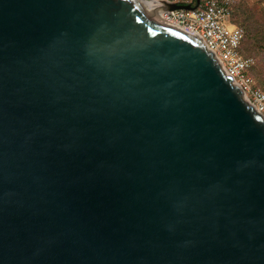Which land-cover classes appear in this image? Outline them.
Masks as SVG:
<instances>
[{"label": "water", "instance_id": "95a60500", "mask_svg": "<svg viewBox=\"0 0 264 264\" xmlns=\"http://www.w3.org/2000/svg\"><path fill=\"white\" fill-rule=\"evenodd\" d=\"M0 264H264V119L201 39L0 0Z\"/></svg>", "mask_w": 264, "mask_h": 264}, {"label": "built area", "instance_id": "2783aa9c", "mask_svg": "<svg viewBox=\"0 0 264 264\" xmlns=\"http://www.w3.org/2000/svg\"><path fill=\"white\" fill-rule=\"evenodd\" d=\"M162 3L190 4L178 0H159ZM238 0H205L193 10L179 9L162 12L164 20L201 39L243 91L244 98L264 119V91L255 86L250 74L254 59L242 53L245 38L243 27L232 21V12Z\"/></svg>", "mask_w": 264, "mask_h": 264}, {"label": "trees", "instance_id": "16d2710c", "mask_svg": "<svg viewBox=\"0 0 264 264\" xmlns=\"http://www.w3.org/2000/svg\"><path fill=\"white\" fill-rule=\"evenodd\" d=\"M201 1L203 2L205 0ZM241 1L242 0H238L233 9L232 21L245 30L242 53L245 56H250L245 54V51H254L256 53L264 52V0H258L257 3L254 4L243 3ZM188 3L195 5L196 0ZM253 73L254 66L250 71L252 77ZM260 82L264 85V79L260 80ZM255 86L259 87L257 84H255Z\"/></svg>", "mask_w": 264, "mask_h": 264}, {"label": "rangeland", "instance_id": "374dc122", "mask_svg": "<svg viewBox=\"0 0 264 264\" xmlns=\"http://www.w3.org/2000/svg\"><path fill=\"white\" fill-rule=\"evenodd\" d=\"M178 1L184 3V2H192L195 0H178ZM257 1L258 0H242L241 2L254 4L257 3ZM245 54L250 55V57L254 59L255 61L254 73H253L254 81L255 84H257V86H259V88L264 91V85H262L260 82V80L264 79V52L262 51L260 53H256L254 51H245Z\"/></svg>", "mask_w": 264, "mask_h": 264}, {"label": "bare ground", "instance_id": "6f19581e", "mask_svg": "<svg viewBox=\"0 0 264 264\" xmlns=\"http://www.w3.org/2000/svg\"><path fill=\"white\" fill-rule=\"evenodd\" d=\"M142 5H144L156 18L166 22L162 17V11L159 6L161 2L159 0H137ZM177 27V26H176Z\"/></svg>", "mask_w": 264, "mask_h": 264}]
</instances>
